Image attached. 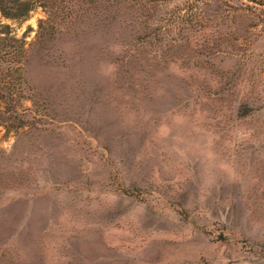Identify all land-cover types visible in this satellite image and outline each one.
<instances>
[{
    "label": "rangeland",
    "instance_id": "obj_1",
    "mask_svg": "<svg viewBox=\"0 0 264 264\" xmlns=\"http://www.w3.org/2000/svg\"><path fill=\"white\" fill-rule=\"evenodd\" d=\"M2 25L28 52L0 264H264V0H33Z\"/></svg>",
    "mask_w": 264,
    "mask_h": 264
},
{
    "label": "trees",
    "instance_id": "obj_2",
    "mask_svg": "<svg viewBox=\"0 0 264 264\" xmlns=\"http://www.w3.org/2000/svg\"><path fill=\"white\" fill-rule=\"evenodd\" d=\"M40 1L41 0H37ZM43 1V0H42ZM92 2L99 0H91ZM112 3L114 0H111ZM106 4L107 1H105ZM116 4V2L114 3ZM111 7L110 5H106ZM33 7V0H0V14L10 19H24ZM118 8V7H117ZM104 21L108 24L116 17V10ZM130 19L127 23H131ZM36 39L41 37L42 26L38 25ZM23 38H17L11 34L8 25L0 27V124H6L7 117L4 116L6 110L17 103L21 97L22 85L26 83L23 68L27 56V48L24 47ZM9 118V115H8ZM21 126L22 123L17 122ZM16 126L15 128H17Z\"/></svg>",
    "mask_w": 264,
    "mask_h": 264
}]
</instances>
